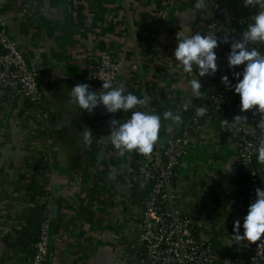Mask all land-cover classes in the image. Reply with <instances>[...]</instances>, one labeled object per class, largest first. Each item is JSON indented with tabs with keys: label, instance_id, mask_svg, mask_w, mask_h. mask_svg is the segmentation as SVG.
<instances>
[{
	"label": "crops",
	"instance_id": "obj_1",
	"mask_svg": "<svg viewBox=\"0 0 264 264\" xmlns=\"http://www.w3.org/2000/svg\"><path fill=\"white\" fill-rule=\"evenodd\" d=\"M196 3L0 0V20L29 67L38 72L49 107L44 123L31 105L0 91V264H20L34 253L39 198L30 186L40 177L52 188L46 264H134L136 163L132 153L122 157L108 141L109 121L127 120L134 110L162 118L166 109L174 108L181 115L209 93L206 75L198 77L201 96L192 94L189 81L197 70L187 74L178 66L173 56L176 33L187 24L193 34L206 35L207 13L241 17L251 7H245L244 0H205L202 9ZM106 51L120 62L117 85L124 93L142 97L147 92L151 100L145 108L110 114L105 128L96 133L93 121L100 108L90 114L70 104L69 93L84 83L87 64ZM221 120L213 114L194 134H184L191 145L174 170L178 201L203 215L202 238L217 245L218 239L235 235L233 222L243 224L247 214L235 207L240 172L236 138L221 128ZM161 125L160 147L174 135L170 123ZM85 127L93 133L91 145L84 143ZM97 139L102 144L97 145ZM38 165L43 169L36 171Z\"/></svg>",
	"mask_w": 264,
	"mask_h": 264
},
{
	"label": "built area",
	"instance_id": "obj_2",
	"mask_svg": "<svg viewBox=\"0 0 264 264\" xmlns=\"http://www.w3.org/2000/svg\"><path fill=\"white\" fill-rule=\"evenodd\" d=\"M249 16L238 17L225 13L218 17L209 12L205 15L206 32H214L219 46L214 49L217 56L218 70L214 75H207L206 86L214 84L212 93H206L198 101L197 107L205 106L207 113L203 117H193L192 124L199 129V121L206 120L216 114L229 122L237 115L247 117L246 123H241L231 132L236 138L237 160L240 170H244L248 177L247 189L236 198V209L247 212L251 202L255 200V189L263 188L264 173L262 169L253 166L261 133L255 129L260 115H253L255 109L241 112L239 95L232 88H225L221 83V76L227 75L232 84L238 82L233 73L243 71V65L230 69L227 56L230 44L220 41L228 34L239 38L238 28L242 32L251 22ZM264 53V43L250 44ZM120 62L111 51L102 53L97 59L86 66L84 83L90 85V91H100L103 80L111 81L115 87L118 83ZM242 78V77H241ZM0 91L10 100L31 105L44 123L49 120V107L39 86V74L31 69L26 58L18 50L14 40L0 20ZM110 113L101 105L100 114L93 121L96 133L105 128ZM194 130V129H193ZM102 144L101 139L95 142ZM191 145L188 136H168L162 147L155 144L150 156L139 155L135 176L138 181L150 186L145 199L139 204L135 233L138 250L134 264H264V237L261 241L251 243L247 240H237L229 235L220 238L218 248L202 238L201 227L203 215L194 214L184 209L180 204L179 195L174 189V170ZM43 195L39 197L41 206V221L34 253L20 264H46L49 255L51 213V184L47 178L40 177ZM246 200V204L239 206L238 202ZM201 201V198H198ZM242 225V224H241ZM243 231L241 232V235Z\"/></svg>",
	"mask_w": 264,
	"mask_h": 264
},
{
	"label": "clouds",
	"instance_id": "obj_3",
	"mask_svg": "<svg viewBox=\"0 0 264 264\" xmlns=\"http://www.w3.org/2000/svg\"><path fill=\"white\" fill-rule=\"evenodd\" d=\"M205 0H197L195 7L202 9ZM245 7H258V11L251 17L254 21L248 24L245 31L239 34V38L223 36L220 41L230 44V52L227 56V65L230 69L243 65V71L234 72V78L238 81L232 84L227 75L221 76V83L225 88H232L239 95L240 110L247 112L255 109L253 115H260L255 129L261 136L256 146L257 161L264 164V53L256 48L249 47L250 44L264 43V0H244ZM219 46L218 38L214 32L201 35L193 31L189 25H182L181 30L176 33V47L173 56L182 67L184 73L193 74L195 77L189 81L192 94L199 98L201 96V83L198 77L214 75L218 70L217 56L214 51ZM242 77V78H241ZM87 83H77L70 90V104H76L88 113L102 105L107 113L114 114L118 110L127 112L129 110L145 108L151 97L147 92L142 97L134 94L124 93L122 86H113L111 81L103 80L100 91H90ZM187 110V105L183 106ZM207 113L205 106L195 108V117H203ZM163 119L171 121L175 125L181 124L182 117L178 113L166 110ZM247 117L237 115L229 122L221 120V128L231 131L241 123H246ZM110 134L108 141L119 152L120 156L133 151L145 157L150 156L154 146L159 140L161 129V116L150 111L134 110L130 118L124 121L111 119L109 121ZM92 132L85 127L83 129V140L87 145L92 144ZM144 185H141L143 187ZM241 227L243 234H239ZM233 233L237 240H247L251 243L261 241L264 237V190L255 189V200L247 208V214L243 217V224L237 219L233 222Z\"/></svg>",
	"mask_w": 264,
	"mask_h": 264
},
{
	"label": "trees",
	"instance_id": "obj_4",
	"mask_svg": "<svg viewBox=\"0 0 264 264\" xmlns=\"http://www.w3.org/2000/svg\"><path fill=\"white\" fill-rule=\"evenodd\" d=\"M256 10H258V7H251L245 13V16H249V15L253 14ZM241 32H242V29L238 28V33L240 34ZM236 37L238 38V36H236ZM98 107L101 108V105L98 106ZM195 108H197V103H195L194 108L182 112L181 117H182V121L183 122L181 124H179V125H175L171 121L164 120L163 119V116L161 118V123H163V122L164 123L165 122L166 123H170L173 126V133H174L173 136H175V137H177V136H183L186 133L194 134V131H196L195 130L196 126H194L192 124V118L195 116ZM166 110H171V111H173L175 113V109L174 108H168ZM203 122H204V120L201 119L198 123H199V125H201ZM131 153H132L133 162L136 163L135 164V169H136V167L138 165L139 155L135 151H133ZM253 166L255 168L262 169V164L258 163V161H257V155L253 159ZM41 169H43L41 165H38V167H36V171H39ZM247 182H248V177H247L246 172L244 170H240L239 175H238V188H237L236 198L242 192H244L247 189ZM134 184H135V188H136V190H135V198L134 199H135V202L136 203L140 204L145 199L147 193L149 192L150 186L147 183L140 182L138 180ZM141 185H144V186L141 187ZM32 187H34L33 188V191H36V193H34V198L37 199V198H39L40 196L43 195V189H42V185H41L40 182L38 184L36 183V184H33V185L30 186V188H32ZM237 204L239 206H243V205L246 204V200L244 199L241 202H238L237 201ZM36 212L38 213L39 218H40V221H41V206H38L37 205ZM213 246L216 249L218 248V245L217 244H213Z\"/></svg>",
	"mask_w": 264,
	"mask_h": 264
},
{
	"label": "water",
	"instance_id": "obj_5",
	"mask_svg": "<svg viewBox=\"0 0 264 264\" xmlns=\"http://www.w3.org/2000/svg\"><path fill=\"white\" fill-rule=\"evenodd\" d=\"M252 23H254V22H251L250 24H252ZM214 87H215L214 84L210 85L209 88H208V92H209V93H212L213 90H214ZM239 234H241V233L239 232Z\"/></svg>",
	"mask_w": 264,
	"mask_h": 264
}]
</instances>
